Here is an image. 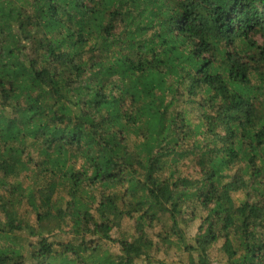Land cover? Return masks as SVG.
<instances>
[{
    "label": "trees",
    "instance_id": "1",
    "mask_svg": "<svg viewBox=\"0 0 264 264\" xmlns=\"http://www.w3.org/2000/svg\"><path fill=\"white\" fill-rule=\"evenodd\" d=\"M0 264H264V0H0Z\"/></svg>",
    "mask_w": 264,
    "mask_h": 264
},
{
    "label": "rangeland",
    "instance_id": "2",
    "mask_svg": "<svg viewBox=\"0 0 264 264\" xmlns=\"http://www.w3.org/2000/svg\"><path fill=\"white\" fill-rule=\"evenodd\" d=\"M32 157L33 158H36V152L32 151ZM185 160L186 163L188 164H185L183 167H181V169H179L180 173L185 175V174H191L192 176L195 175L194 173V170L191 168V163L189 165V162L188 160L190 161V158L188 157L187 159H183ZM18 179H23V180H26V176L25 175H21ZM28 183V179L25 181V184ZM235 199H240L242 198V193H237L235 194ZM130 223L131 222H127V221H124L123 224H122V230L121 231H124V230H128L130 228ZM117 233L113 232L112 233V236L115 237V235ZM217 249H218V245H215L213 246L212 248V252L216 255H217V259H221L222 256L219 255V253H217ZM170 256H168L169 258L171 259H174V260H177V259H181V260H186L187 259V254L182 252V251H179V250H176L175 247H173L170 252H169Z\"/></svg>",
    "mask_w": 264,
    "mask_h": 264
}]
</instances>
